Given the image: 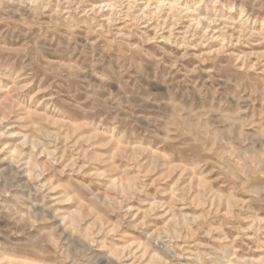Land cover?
<instances>
[{"label": "rangeland", "instance_id": "374dc122", "mask_svg": "<svg viewBox=\"0 0 264 264\" xmlns=\"http://www.w3.org/2000/svg\"><path fill=\"white\" fill-rule=\"evenodd\" d=\"M0 264H264V0H0Z\"/></svg>", "mask_w": 264, "mask_h": 264}]
</instances>
